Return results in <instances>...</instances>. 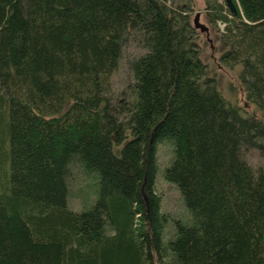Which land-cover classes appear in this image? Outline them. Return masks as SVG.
Segmentation results:
<instances>
[{"label": "trees", "instance_id": "16d2710c", "mask_svg": "<svg viewBox=\"0 0 264 264\" xmlns=\"http://www.w3.org/2000/svg\"><path fill=\"white\" fill-rule=\"evenodd\" d=\"M203 1L249 109L193 0H0V264H264V0Z\"/></svg>", "mask_w": 264, "mask_h": 264}, {"label": "rangeland", "instance_id": "374dc122", "mask_svg": "<svg viewBox=\"0 0 264 264\" xmlns=\"http://www.w3.org/2000/svg\"><path fill=\"white\" fill-rule=\"evenodd\" d=\"M195 10L192 13V19L195 14L200 12V21L208 26V33H203V48H204V59L207 61L209 66V72L214 74L217 78V84L224 96L233 102H237L240 106H245L249 109V106L244 101L243 93L236 79L235 71L228 69L218 62V50H217V29L212 26L203 13V0H193ZM220 28L223 27V23H220ZM130 50L127 48L126 52ZM126 75L125 63L122 60L119 69L113 75L114 86H121L124 77ZM234 88H231L232 86ZM172 154V146L169 141H161L157 146V161L159 168L156 171V191L162 196V209L171 214L169 221L172 222L174 217H181L188 214V211L183 203L182 196L176 187V185L168 181L163 176V167L168 163ZM79 178H82L81 176ZM85 178L80 179L73 186V192L70 195V202L73 206L79 207L82 202H88L91 199L90 185L84 183ZM89 183L91 181L89 180ZM78 190H81L78 193ZM79 194V195H78ZM83 200V201H82ZM82 201V202H81ZM166 237V236H165Z\"/></svg>", "mask_w": 264, "mask_h": 264}, {"label": "water", "instance_id": "95a60500", "mask_svg": "<svg viewBox=\"0 0 264 264\" xmlns=\"http://www.w3.org/2000/svg\"><path fill=\"white\" fill-rule=\"evenodd\" d=\"M227 2L229 6L231 7V9L234 10V4L232 0H227ZM199 19H200V12L198 11L193 18L194 24L195 26L199 27L201 30L208 31V26L205 25L203 22H201Z\"/></svg>", "mask_w": 264, "mask_h": 264}]
</instances>
